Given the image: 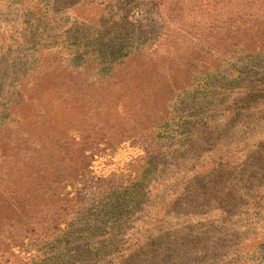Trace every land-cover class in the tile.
I'll use <instances>...</instances> for the list:
<instances>
[{"label": "trees", "instance_id": "trees-1", "mask_svg": "<svg viewBox=\"0 0 264 264\" xmlns=\"http://www.w3.org/2000/svg\"><path fill=\"white\" fill-rule=\"evenodd\" d=\"M92 2L103 17L100 0H0L12 16L0 23L13 27H0V58L13 60L17 45L40 59L0 104V264L195 263L193 248L232 234L211 219L240 197L222 184L217 145L229 121L264 111V0H135L158 14L156 34L74 51L68 17ZM49 93L56 110L40 103ZM125 144H152L157 157L137 154L120 183L82 197L96 159Z\"/></svg>", "mask_w": 264, "mask_h": 264}, {"label": "rangeland", "instance_id": "rangeland-1", "mask_svg": "<svg viewBox=\"0 0 264 264\" xmlns=\"http://www.w3.org/2000/svg\"><path fill=\"white\" fill-rule=\"evenodd\" d=\"M95 8L96 3L92 2L89 5L73 9V13L68 17L70 23L67 37L72 38L71 43L76 44L73 46L74 51H77L76 49L80 45L82 47L94 45L99 48L103 44L100 42V38L114 39L115 43L121 41L119 46L124 45L126 49H129L133 41L138 38L152 37L159 28L158 14L148 4L140 3L138 6L135 0H100V8L103 9L101 18L94 17ZM0 14L3 15L4 20L12 18L10 12L4 8H0ZM58 15L63 18L62 22L64 23L68 13L61 10ZM111 16L116 19L120 17L119 28L117 27V30L114 28L104 34L103 30L108 23V17ZM83 20H86L87 25L90 24V26L80 24V21ZM76 21L79 24H76ZM0 27L13 28L1 25V23ZM117 32L120 35L118 39ZM14 35L17 37L16 33ZM110 46H114V44L109 43L107 48ZM13 47V60L7 59L6 61L5 58H0V104L3 103L2 98L7 96L12 89L21 87L19 83L23 68L36 70L40 67V59L31 46H28L24 51L20 50L17 45ZM67 54L65 56H68ZM73 59L69 61L78 66V63ZM35 84L44 85L41 82ZM52 97L53 95L50 93L44 95L40 103H43L47 108L56 110V102ZM262 103L264 104V98ZM20 113L17 112L19 115ZM179 116L181 118L183 115ZM224 128L226 131L220 134L224 145H217L216 168H219L221 172L225 171L223 173L225 181L222 184L234 186L240 191V197H237V201L230 204V207L218 206V210H216L217 206H215L211 219H217L213 222L214 228H222L223 232L232 234L228 235L225 241L214 249H205L203 252L197 253L193 248L195 253L193 257L197 256L199 259L192 264H264V241L261 242L258 234L264 225V111H256L252 114L243 111L242 117L229 121ZM153 151L152 144L143 147H131L129 144H125L113 154L101 155L96 159L90 174L81 186L82 197L103 183H120L126 171V167L125 169L123 167L131 161L132 157L137 154L149 153V156L155 160L157 156L152 154ZM159 161L163 166L174 163L173 158L168 160L164 156ZM256 172L259 173L256 178H253L252 174ZM84 185L85 187H83ZM249 203L250 206H248ZM205 205L202 202L199 206L206 207ZM94 206L97 205L93 204ZM80 223L85 227L86 222L83 216H81ZM130 224L131 219L127 222V228ZM204 228H200L197 223L192 233L201 235ZM85 229L89 230L90 228L85 227ZM82 236L84 238L86 234ZM66 238L69 240L70 236H66ZM73 240L71 239V241ZM253 243H260L259 248L250 247ZM81 244L85 248V241H82ZM69 259L72 260L71 262L77 261V259Z\"/></svg>", "mask_w": 264, "mask_h": 264}]
</instances>
